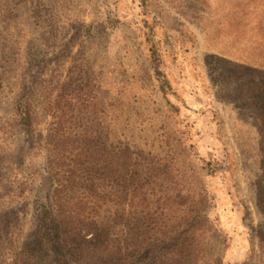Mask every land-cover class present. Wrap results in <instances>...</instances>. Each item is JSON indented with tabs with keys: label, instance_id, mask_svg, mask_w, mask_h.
I'll return each mask as SVG.
<instances>
[{
	"label": "rangeland",
	"instance_id": "obj_1",
	"mask_svg": "<svg viewBox=\"0 0 264 264\" xmlns=\"http://www.w3.org/2000/svg\"><path fill=\"white\" fill-rule=\"evenodd\" d=\"M61 116L97 138L111 252L40 213ZM0 264H264V0H0Z\"/></svg>",
	"mask_w": 264,
	"mask_h": 264
},
{
	"label": "trees",
	"instance_id": "obj_2",
	"mask_svg": "<svg viewBox=\"0 0 264 264\" xmlns=\"http://www.w3.org/2000/svg\"><path fill=\"white\" fill-rule=\"evenodd\" d=\"M81 104L79 103V105ZM17 110L19 125L25 130L32 132L33 123L29 102L27 101L21 107L19 106ZM62 118V116L57 118V121L51 125L48 137L54 154V163L63 171V176L53 190L51 205L42 204L40 213L44 220H48L54 225L56 224L55 228L59 229V233H61V235L59 234V240L65 246L68 243L65 232L73 228L77 229L76 233L78 235L76 234L75 236L78 238L86 240L87 243H98L104 248L103 252H111L108 244L111 242L110 239L108 240L111 219L101 215L97 203L98 197L95 194V169L102 156L97 138L93 136L92 132L89 133L88 131H85L80 136L71 132L67 133L62 127L64 122ZM80 119L83 118L80 117ZM68 138L76 142L77 145L69 147L67 145ZM121 159L125 160V157H121ZM136 171H142V167L137 168ZM140 177L142 178V174ZM144 177L152 178L148 173H145ZM201 216V211L183 212L181 220L186 230L176 228L165 231L149 228L150 232H152V238L156 241L161 240L164 244L171 243L177 235H180L179 240L181 238V240H185L187 231L196 227ZM172 233L175 236H172ZM89 236L90 238L86 239ZM43 238L45 241L48 240L45 233H43ZM138 242L135 247L132 245L136 252L153 246L148 244L143 247L142 239L141 242ZM116 254L120 262L127 258L125 249L118 250Z\"/></svg>",
	"mask_w": 264,
	"mask_h": 264
}]
</instances>
